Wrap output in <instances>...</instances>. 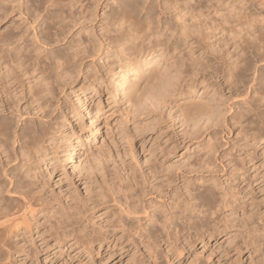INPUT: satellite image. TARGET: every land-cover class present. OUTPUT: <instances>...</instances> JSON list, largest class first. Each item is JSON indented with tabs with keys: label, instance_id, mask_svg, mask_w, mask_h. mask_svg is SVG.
I'll return each mask as SVG.
<instances>
[{
	"label": "bare ground",
	"instance_id": "1",
	"mask_svg": "<svg viewBox=\"0 0 264 264\" xmlns=\"http://www.w3.org/2000/svg\"><path fill=\"white\" fill-rule=\"evenodd\" d=\"M1 1L7 2L8 0ZM16 1H19L16 4L17 7L22 5L21 0ZM99 1L22 0L25 3L27 14L34 12L33 22H36L38 16L41 15L37 12L40 5L47 4V8H51V13L38 23V29L40 28L39 30L43 32L44 40H40L38 36H35L36 39L34 38L43 47H47L54 40L50 37V30H53L51 28H54L57 33L64 34L67 28L72 26V23L76 24L79 20L82 22L93 20L96 15L93 16V4H98ZM115 1L113 2L115 3ZM90 4L93 9L90 8ZM262 4H264V0H118L106 14L105 26L102 24L105 32L109 33L108 36L106 34L107 37H103L106 45L101 40L96 43L97 49L93 42L94 38L93 40L81 38V29L76 32L75 38H68L71 40L68 47L64 46L66 48L64 50H62L63 48L61 50L38 48L37 44L34 45L35 41L26 42L25 32H14L7 28L1 33L0 264H20L27 259L37 261V255L40 252L45 251L46 253L50 249L48 239L53 240L54 247L60 251L65 250L63 253L71 248L80 249L88 261L93 260L95 251L100 255L111 246L119 247V250L133 246L134 255H137L136 264H160L159 255L161 254L166 262H172L179 259L190 243L192 246L194 241L204 242L216 239L219 235L233 236V240L232 238L228 240L235 242L233 245L230 243V246L232 245L231 248L236 253L241 252V247L239 248L241 242L246 249L251 250V252L248 250L251 253H249L250 257H253V253L260 252L261 244H264V228L262 229L261 219L257 217V214L260 213H258L259 206H257L253 195L256 191H264V168L260 169L263 163L259 165V157L264 154H260V156L257 154V144L264 139V70L261 73L259 71L260 74L255 82V85L258 86L256 95L259 103L256 104L263 107V111L258 113L257 109L260 108L256 106L254 117L257 115V119L252 116L255 119L253 120V118L246 117L250 115L247 109H243V112L240 109L242 113H237L239 115H236L237 118L234 115L232 120L229 119L233 121V126L238 123L243 124L245 120L250 126L254 124L248 134L250 144L238 143L234 153L219 148L218 132L223 133L224 129L231 124H227L224 112L218 109L222 103H217V95L216 98L214 97L215 93L219 94L218 90L221 89L218 87L221 83L219 80L218 83L215 81L212 83L209 80L215 77L221 78L220 80L229 86V89L237 87V84L239 88V83H242L243 87L245 86L243 82H247L244 79V75L247 74L245 72L252 69L257 61H264V19L259 17L260 14L257 15V12L256 14L254 11L252 13L253 9H249ZM12 6L10 10L13 9ZM6 9L7 7L0 6L1 16L3 14L6 17L9 13L10 10ZM73 9L77 15H74L76 13ZM254 10L257 11L256 7ZM64 38L62 37V39ZM105 48L113 49L111 54L105 51V54L113 59H104L106 61L102 62L103 68H100L103 69L102 71L96 69L97 66H89L85 77H82L86 82L82 86L78 85V90L83 94L90 90L100 96L101 86L104 85L106 90L112 92V95L120 94L121 98L131 105H129L130 107H134L135 110L131 109L137 112L131 110L133 114L137 115L140 112L137 115L138 118L142 114L149 117L154 130H158V126H160L163 110H166L165 113L168 111L167 113L171 115L173 121L176 118H181L178 119L181 127L184 125V129L186 126L189 128L188 131H184L185 133L182 131L183 134L197 140L196 157L195 159L192 157L194 161L189 159L190 162L184 160L185 158L182 159L186 162L184 165L182 164L183 167H180V162L178 166L176 164L178 162L175 163L176 166L171 162L168 163L169 159H164V155H169L174 151L175 147L172 146L173 149L168 151L160 149L159 154L156 153L157 151H152L153 153L150 155L152 157L147 158L146 165L143 163L144 169L135 160L133 154V158L126 152L124 155V158L127 155L130 156L131 162H128V159L120 158L121 156L119 157L118 154L116 157L120 158L118 164L116 160H112L115 156L106 154L111 156V159L108 158L116 163L115 170H110L112 173L108 171L110 163L109 166H104L101 161L99 168L96 169L97 172L88 166L87 169L90 168V171L88 172L86 169L88 173H83L86 175L88 186L99 184L100 188L96 190L102 188V183L108 185L107 190L110 194L107 193L110 196L104 194L102 198L95 194L96 198L99 197L98 199H95L94 194V198L92 195L91 197H79L73 193L70 195L67 193L68 196L66 195L64 199L57 197L58 193L54 194V197L48 196L46 191L49 188V181L58 169L64 167L60 157L61 153L58 151L59 143L61 140H65V147H69L72 143H70L72 141L70 135L65 134L66 130H61L65 126L64 121L53 116L57 107H53V102H58V94L63 93L64 89L76 80V75H79V70L81 71L79 67L83 64L82 61L90 56H96L94 54L100 50L104 52ZM155 57L160 58L158 61L166 62V65L162 64V66L168 68L163 69L161 66L163 71L160 72L157 68L158 61L156 62L157 67L151 65ZM253 60L256 61V64H253ZM255 74L253 73V75ZM247 78L250 80L251 77ZM182 82L189 88L185 87L184 89ZM109 84L113 86L112 89L108 87ZM198 85H203V90L210 87L211 97L205 98L209 93L207 89L206 92L202 91L201 93L203 98L197 94L199 98H196L194 94ZM159 89H162L160 94L157 92ZM244 89L247 88L244 87ZM114 91L116 92L113 93ZM242 91L244 92V90ZM245 94L241 92L239 95L243 98L246 96ZM85 97L87 96L85 95ZM226 98H228L227 95ZM253 98L247 100L251 107H254L256 100ZM221 99L224 100V97L222 96ZM245 99L247 98L245 97ZM56 103L54 105L58 104ZM62 104L64 105V102ZM139 104L142 105L140 107H143L142 111L138 109ZM226 105L228 106L227 103ZM65 107L68 110L67 114L78 112H76V107L75 109L69 105V109L67 104ZM228 107L230 109V106ZM252 110L249 111L253 112ZM95 111L93 114L96 115ZM60 112L58 110L56 113ZM67 114H63V116H67ZM77 115L81 117L82 114L77 113ZM168 116H164V120ZM68 118H65V121H68ZM238 126L242 127V125ZM149 127L146 128L149 129ZM246 127L247 125L244 128ZM237 129L239 130V128ZM141 130L144 133V130ZM243 131L240 130L242 134ZM58 132L64 134L58 135L57 143L55 137ZM140 132L138 133L140 134ZM161 132L163 131L158 132L159 137ZM236 134L235 136H237ZM154 135L157 136V134ZM203 135L208 139H202ZM156 136L154 137L156 138ZM219 137L221 138V136ZM221 139L227 142L226 138ZM239 141L238 138L237 142ZM100 146L102 147V145ZM130 148L132 147L130 146ZM102 152L99 151L98 154H102ZM84 153H86L85 150ZM71 154H66V159H71ZM93 155L89 158H93ZM100 155L97 157L105 156ZM97 157L96 159H98ZM104 160L106 161L107 158L102 162ZM81 161L83 162V160ZM84 161L87 163L86 160ZM82 162L78 167H82ZM108 174L111 175L108 178L109 182L106 179ZM195 182L198 184L193 188L192 184ZM106 185L103 186L106 188ZM74 188L76 189L77 186ZM96 190L93 189L95 193H97ZM73 191L71 189V192ZM88 191L91 192L92 189ZM102 204L109 208V211H102L106 218L103 225L94 221L97 212L94 209ZM259 230L261 232L257 234ZM37 238L41 242L40 245L36 242ZM229 242H227L228 245ZM63 253L55 257L54 262L49 259L47 264H58L60 261L61 264H68L66 257L65 259L61 257ZM43 260L45 259L43 258ZM212 262L209 264H214Z\"/></svg>",
	"mask_w": 264,
	"mask_h": 264
},
{
	"label": "rangeland",
	"instance_id": "2",
	"mask_svg": "<svg viewBox=\"0 0 264 264\" xmlns=\"http://www.w3.org/2000/svg\"><path fill=\"white\" fill-rule=\"evenodd\" d=\"M25 1V0H24ZM113 1H115V0H100L99 2H98V4H93V7H94V9H93V7H92V4H90L91 6H90V8L92 7V9H93V16H94V14H96L95 15V17L93 18V20H91L90 22L89 21H87V22H82L81 20H79V22L76 20V22H78V23H72V26H70V27H68L67 28V30H66V35H65V33L64 34H60V33H57V32H55L54 31V28H51V29H53V30H50V37L52 38V39H54L53 41H51L50 42V45H47V47L46 46H42V45H39V43L35 40L36 39V37L35 36H38L39 38H40V40H44V35H43V32L42 31H40L39 29H38V26H39V21L43 18H45L46 16H48L49 15V13H51V8L50 7H48L47 8V4H45L44 6H45V8H44V6L43 5H40L38 8V10H37V12H39V14L41 13V15H39L38 16V19L36 20V22H33V14H34V12H30V14H27V12H26V10H25V3H23L22 2V0L20 1V3L22 4H20L21 6H19V7H17V3L19 2V1H16V0H14V1H1L0 0V6H2V7H7V9H9L10 10V7H11V5H13L12 7H13V9H11L10 11H8L9 13L6 15V17H4L3 16V14H2V16L0 15V18H2V19H0V34L1 33H3L5 30H7V28L8 29H10V30H12V31H14V32H19V33H22V32H25L24 33V35H25V38H26V42H28V43H30L31 42V40H32V42L33 41H35V44L34 45H36L37 44V46H38V48L40 47H42V49H49V48H52L53 50H58V49H62V50H64V48L65 47H68V43H69V41L71 40V39H68V38H75L76 36H77V34H76V32L78 31V30H80L81 31V38L82 39H84V40H88V39H90V40H93V38H94V40H93V42H94V44L96 45V43H99L101 40L103 41V39L105 38V37H107L108 35H109V33H106L105 32V28H104V20H106L105 19V16H106V14H108L109 13V10L113 7V4H114V6H115V3H116V1H118V0H116L115 1V3L113 2ZM102 2V3H101ZM2 4V5H1ZM4 5V6H3ZM6 5V6H5ZM107 5V6H106ZM24 6V7H23ZM111 7V8H110ZM255 7H256V9H257V11L256 10H254L255 9ZM253 6V8L251 7V8H249L250 10H252L251 12L252 13H254V14H256V12H257V15H259V17H261V18H263L264 19V4H262V5H256V6ZM34 8V7H33ZM42 9V11H40L41 9ZM6 9V10H7ZM47 9H48V12H47ZM95 9H96V12H94L95 11ZM44 10V11H43ZM65 10L67 11V9L65 8ZM74 10V9H73ZM46 11V12H45ZM75 11V10H74ZM73 11V12H74ZM254 11V12H253ZM260 13H259V12ZM45 12V13H44ZM47 13V14H46ZM74 13H76V11L74 12ZM46 14V15H45ZM28 15H30V16H28ZM74 15H77V13L76 14H74ZM40 16H42V17H40ZM31 19V20H30ZM29 21V22H28ZM32 21V22H31ZM31 22V24H29ZM28 23V24H27ZM32 23H34L33 25H32ZM104 26H103V25ZM102 26V27H101ZM35 27V28H34ZM79 28V29H78ZM27 30V31H26ZM36 30V32H34ZM39 30V31H38ZM92 31V32H91ZM105 33H104V32ZM85 33V34H84ZM90 33V34H89ZM102 33V34H101ZM33 34V36H31ZM56 34H57V36H56ZM59 34V35H58ZM72 34V35H71ZM106 34H107V36H106ZM75 35V36H74ZM61 38H60V37ZM105 36V37H104ZM31 37H33L32 39H30ZM56 37V38H55ZM62 37L64 38V39H62ZM83 37H87L86 39L85 38H83ZM104 37V38H103ZM35 38V39H34ZM58 38V39H57ZM97 40H96V39ZM99 39V40H98ZM56 40V41H55ZM60 40V41H59ZM66 40L68 41L67 43H66ZM105 40V39H104ZM96 41V42H95ZM98 41V42H97ZM57 42V43H56ZM92 42V43H93ZM91 43V44H92ZM103 43L106 45V42L105 41H103ZM67 45V46H66ZM99 45V44H98ZM65 46V47H64ZM58 47V48H57ZM55 48H57V49H55ZM91 48H93V46H91ZM98 47H97V45H96V47H95V49H97ZM66 49V48H65ZM105 51H108L109 53L108 54H111L112 52H113V49H111L110 50V48H105L104 49V52H102L101 50L99 51V52H96L94 55H96V56H90V58L88 57L87 59H84L83 61H82V63L83 64H81L80 65V69H81V71L79 70V75H76V80L73 82V84H71L69 87H67V88H65L64 89V91H63V93H60V94H58V96H57V98H58V102L57 101H54L53 103L55 104L56 102L58 103H56L57 105H54L53 104V107H55V106H57L56 107V110L54 111V113H53V116L55 115V117L58 119V120H60V119H62L61 121L65 124V126L63 127V128H61V130H66V132H65V134L66 133H68L69 135H70V139L72 140V141H70V146L69 147H65V140H61V143H59V146H60V148L58 149V151H59V153H61L60 154V157L62 158V160H63V164H64V169L62 168H60V169H58V171L57 172H55L54 174H53V176H52V178H51V180L49 181L50 183H49V188H47V193H46V195H48V196H52V197H54L55 195L54 194H59V195H56L57 197H59V198H63L64 199V197L67 195L68 196V194L70 195V194H77L79 197H91V195H92V198H94V196H95V194L97 195V196H102V198H103V195L104 194H106L107 196H110V195H108V193L110 194V192L107 190L108 189V185H106V184H101V186H102V188L101 189H103V190H101V189H98V190H96L97 188H100V186H99V184H94V185H89L90 186V188H88L89 186H88V182H87V180H86V178H85V174H87L90 170V168L92 167V169L94 170L95 169V171L94 172H97V170L96 169H98L99 168V162L101 161V163L105 166H109L108 164L110 163V168L108 169V167H106V169H108V171H109V173L111 172L112 173V171H110V170H115V165H116V163L118 164V160H120V158H124L125 156L124 155H126V153L127 154H129L132 158H133V155H134V158H135V160L138 162V163H140L141 164V166L145 169V166H143V163H145L146 161H147V158L149 159V158H151L152 156H150V155H152L151 153H153V152H156V153H158L159 154V150L160 149H162V150H169V149H173V147L172 146H174L175 147V149H174V151L173 152H171L169 155H164L165 156V158L164 159H167L169 162L168 163H173V164H175L176 162H178V163H176L177 164V166L179 165V162H180V167H183L182 166V164L184 165V163H186V162H184L182 159H184V160H191L192 159V157L195 159V157H196V153H197V140H195V139H193L192 137H190V136H188L187 134H183V132L184 131H188L189 130V128L186 126V128L184 129V125L181 127V125H180V123L178 122L179 120L178 119H181V118H176V119H174V121H173V118H171V115H169L167 112V115H166V113H165V111L166 110H163V112H161V115H162V120H160V126H158V130H154V128H152V125L150 124V122H151V120L149 121V117H147V116H145L144 114H142V116L141 115H139V117L140 118H138V114L140 113V112H138V114L137 115H135V113L133 114L132 113V111H134L135 110V108L134 107H130L131 105L130 104H128L127 102H125L122 98H121V95L119 94L118 96L116 95V91H114L113 93H115V96H114V94L112 95V92H110V91H108V90H106V87L104 86V85H102L101 86V94H100V96H99V94H94V92L93 91H90V90H88V91H86L85 92V94H83L82 92H80V90H78L79 89V87H78V85H80L81 84V86L86 82V80L84 79L83 80V78L85 77V72L87 71V69H88V67L90 66V67H95V66H97V67H95L96 69H99L100 71H102L103 69H100V68H103L102 66H103V63L102 62H105L107 59H113V58H109L108 56V54L106 55L105 53ZM99 55V56H98ZM95 57V58H94ZM97 57V58H96ZM158 57H155V60L151 63V65H153V66H156L157 64V68H158V70L160 71V72H162L163 71V69H165V67L164 66H162V64L163 65H166V62L164 63L162 60H160V61H158L160 58H158ZM104 59H106L105 61H104ZM93 60V61H92ZM101 60V61H100ZM88 61H90V62H88ZM100 61V62H99ZM159 63H158V62ZM156 62H157V64H156ZM256 61H254L253 60V64H256V65H254V66H252V69H250L249 71H247V72H245V74L246 75H244V79H245V81H247L246 83H244L243 82V85H245V86H243L242 87V83H239V88H238V84H237V87L236 86H234V87H231V89H229L228 87L229 86H226V84L222 81V80H220L221 78H214V79H210L209 81L210 82H214L215 81V83H218V80H219V82L221 83L220 84V86L218 87V89H221V90H218V92H219V94L218 93H215V95H214V97L216 98V95H217V98L216 99H218L217 100V103L219 102L220 104L222 103V105H220L219 107H218V109H221L223 112H224V114H225V120H226V122H228L227 124L228 125H230V126H228V128H225L224 129V132H226L227 130H228V132H229V134H228V132H226V133H222L219 129V131L220 132H218L219 134L217 135L218 136V140H219V143L218 144H220L219 146V148L221 149V150H226V151H228V152H233L234 153V150H235V148H236V146H237V144L239 143V144H243V143H247V144H250V140H249V133L251 132L250 130H252V126H254V124L252 125V126H250V124L247 122V120H245V121H243V124H245V126L247 125V127L246 128H244L245 126H243V124H235L234 126H233V121H231L232 120V116L233 117H235L236 115L237 116H239L238 114H239V112H240V114L243 112V109H247L248 110V112H250V113H248V114H250V115H248V116H246V117H249V119H252L253 117H254V114L256 113V110L255 109H257V107L258 108H260V109H257V111H258V113L260 112L261 113V111H263L262 109H263V107H259V103H258V100H257V95H256V93H257V85H255V82H256V80L258 79V75L261 73V71L262 70H264V69H262L263 67H264V61H257L256 63H255ZM259 62V63H258ZM86 63V64H85ZM89 63V64H88ZM93 63V64H92ZM99 63V64H98ZM96 64V65H95ZM102 64V65H101ZM83 65V66H82ZM87 65V66H86ZM100 65H101V67H100ZM99 66V67H98ZM163 67V69H162V67ZM162 69V70H160V69ZM168 67H166V69H167ZM254 68H255V70H254ZM83 69V70H82ZM257 69V70H256ZM260 69V70H259ZM84 71V72H83ZM253 71V72H252ZM259 71H260V73H259ZM170 72H171V69H170ZM252 72V73H251ZM258 72V73H257ZM84 75H83V74ZM172 73V72H171ZM170 73V74H171ZM250 73V74H249ZM253 73L255 74V73H257V74H255V75H253ZM252 74V75H251ZM82 75V76H81ZM245 76H250L251 78H253V79H251L250 78V80H249V78H247V77H245ZM252 76H254V77H252ZM78 77V78H77ZM83 77V78H82ZM82 78V79H81ZM246 78H247V80H246ZM115 79H116V77H115ZM255 79V81H252V80H254ZM84 82H83V81ZM116 81V80H115ZM248 81H252V82H248ZM186 83H188V82H186ZM224 83V84H223ZM249 83V84H248ZM248 84V85H247ZM252 84H254V85H252ZM112 85V84H111ZM182 85L184 86V89H185V87L188 89L189 88V86L187 87V85L184 83V82H182ZM222 85V86H221ZM249 86V87H247V86ZM75 86H77V87H75ZM254 86V87H253ZM108 87L109 88H111L112 89V87L113 86H110V84L108 85ZM200 87V88H199ZM203 85H198L197 86V88H196V93L194 94V96H196V98H201V96H202V98L204 97L203 95H201V93H202V91L203 92H206V90L208 89V91L210 90V87L209 88H205L204 90H203ZM227 87V88H226ZM242 87V89H240ZM244 87L245 88H247V89H244ZM226 88V89H225ZM252 88V89H251ZM108 89V88H107ZM202 89V90H201ZM235 89H236V91H235ZM240 89V90H239ZM71 92H70V91ZM162 89H159V90H157V92H158V94H160L162 91H161ZM230 90V91H229ZM234 90V91H233ZM237 90H238V92H240V93H238L237 92ZM242 90H244V92L242 91ZM254 90V91H253ZM67 91V92H66ZM79 91V92H78ZM199 91H201V92H199ZM220 91H221V93H220ZM225 91V92H224ZM248 91V92H247ZM256 91V92H255ZM65 92V93H64ZM77 92V93H76ZM92 92V93H91ZM241 92L242 93H244L245 94V92H246V98L247 99H245V97H241L240 95H241ZM77 94V95H73V94ZM81 93V94H80ZM200 93V94H199ZM237 93V94H236ZM63 94V95H62ZM68 94V95H67ZM89 95V97H88V95ZM199 96H197V95ZM211 94H212V91H209V93H208V95H207V97H205L206 99H208V98H210L211 97ZM240 94V95H239ZM253 94V95H252ZM61 95V96H60ZM68 96V98H67V96ZM83 95V96H82ZM85 95L87 96V97H85ZM109 95V96H108ZM210 95V96H209ZM225 95V96H224ZM226 95H227V97L228 98H226ZM229 95V96H228ZM249 95V96H248ZM60 96V97H59ZM65 96V97H64ZM79 98H78V97ZM223 96L224 97V100L223 99H221V97ZM253 96H254V98L256 99L255 100V104H254V107L252 106H250V104L248 103V101H249V99L251 100L252 98H253ZM81 97V98H80ZM84 97V98H83ZM120 97V98H119ZM230 97V98H229ZM249 97V98H248ZM61 98H62V102H61ZM68 100H67V99ZM74 98V99H73ZM75 98H76V100H75ZM114 98V99H113ZM221 99V102H220V99ZM226 98V99H225ZM242 98V99H241ZM253 98V99H254ZM65 99H66V101H65ZM71 99V100H70ZM71 102H70V101ZM74 100V101H73ZM117 100V101H116ZM248 100V101H247ZM76 101V102H75ZM79 101V102H78ZM81 101H83V102H81ZM84 101H85V103H84ZM116 101V102H115ZM225 101V102H224ZM227 101V102H226ZM244 101V102H243ZM247 101V102H246ZM64 102V105L66 106V104H67V106L69 107V105H70V107L71 106H73L74 108L76 107L77 108V110H76V112L77 113H80V114H82L81 115V117H78V115H77V113L76 114H67V109H66V107L62 104ZM91 102V103H90ZM114 102V103H113ZM149 101L147 100V104L149 105V103H148ZM213 102V101H212ZM216 102V101H215ZM66 103V104H65ZM74 103V105H72ZM78 103V104H77ZM79 103H82V104H79ZM100 103V104H99ZM225 104V107H224V104ZM226 103L228 104V106H230V109H229V107L226 105ZM230 103V104H229ZM248 103V104H247ZM256 103H258V104H256ZM143 104V103H142ZM246 104V105H245ZM59 105V106H58ZM63 105V106H62ZM85 105H88V106H85ZM91 105V106H90ZM100 105V106H99ZM130 105V106H129ZM249 105V106H248ZM60 106H62L61 108H60ZM81 106V107H80ZM100 108H99V107ZM140 106H142V105H140L139 104V107H138V109H140L141 111L143 110L142 108L143 107H140ZM257 106V107H256ZM70 107H69V109H70ZM90 107V108H89ZM93 107V108H92ZM96 107H97V109H96ZM248 107V108H247ZM250 107V108H249ZM256 107V108H255ZM75 108V109H76ZM81 110H80V109ZM99 108V109H98ZM131 108H133L134 110H132ZM225 110H224V109ZM228 108V109H227ZM79 109V110H78ZM130 109V110H129ZM240 109L242 110V112L240 111ZM253 109V110H252ZM58 110H59V112H60V110H62L60 113H56V112H58ZM83 110H84V112H83ZM94 110H96L95 111V113H96V115L95 114H93V112H94ZM99 110V111H98ZM132 110V111H131ZM140 110H138V111H140ZM229 111L228 113H226L227 111ZM235 110V111H234ZM239 110V111H238ZM249 110H252L253 112H251V111H249ZM80 111V112H79ZM87 111V112H86ZM129 111H131V112H129ZM226 111V112H225ZM83 112V113H82ZM129 112V113H128ZM134 112H137V111H134ZM255 112V113H254ZM62 113V114H61ZM90 113V114H89ZM98 113V114H97ZM238 113V114H237ZM253 113V114H252ZM61 114V115H60ZM63 114H67V116H63ZM86 114V115H85ZM165 114V115H164ZM229 114V115H228ZM57 115V116H56ZM60 117H59V116ZM72 115H74L73 117H72ZM92 115V116H91ZM133 115V117H131ZM136 117H135V116ZM170 117H169V116ZM235 115V116H234ZM68 116H69V118H68ZM164 116L166 117V116H168V118H166L165 120H164ZM237 116L235 117V118H237ZM253 116V117H252ZM257 116V115H256ZM256 116L254 117L255 119H257L256 118ZM62 117V118H61ZM93 117H95V118H93ZM135 117V119H133ZM227 117V118H226ZM65 118H68V121H65ZM76 118V119H75ZM93 118V119H92ZM231 118V120H229ZM253 118V120H255ZM54 120H55V118H53ZM96 119V120H95ZM139 119V120H138ZM145 121V123H143L144 121ZM148 121H147V120ZM168 119V120H167ZM94 120H95V122H94ZM164 120V121H163ZM176 120V121H175ZM229 120V121H228ZM83 121V122H82ZM92 121V122H91ZM147 122V123H146ZM164 122V123H163ZM232 122V123H231ZM83 123V124H82ZM137 123V124H136ZM139 123V124H138ZM141 123H142V125H141ZM158 123V124H159ZM177 123H179L178 125H177ZM230 123V124H229ZM247 123V124H246ZM79 124V125H78ZM144 124V125H143ZM146 124H148V125H146ZM150 124V125H149ZM163 124V125H162ZM82 127H81V126ZM97 125V126H96ZM140 125H141V127H143L144 126V128H141L140 127ZM238 125H242V127H243V129H240V128H242V127H240V126H238ZM135 126H137V127H135ZM150 126V127H149ZM233 126V127H232ZM66 127V128H65ZM81 127V129H79ZM149 127V129L151 130H149V129H147V128ZM239 128V130L237 129V128ZM98 128V129H97ZM134 128H135V130H137V131H135L134 130ZM143 129L144 130V133H143V131L141 130V129ZM248 128V129H247ZM140 129V130H139ZM146 129V130H145ZM153 129V130H152ZM160 129V130H159ZM162 129V130H161ZM72 130V131H71ZM75 130V131H74ZM77 130V131H76ZM148 130V131H147ZM226 130V131H225ZM235 130V131H234ZM237 130V131H236ZM240 130H244L243 131V134H242V132H240ZM248 130V131H247ZM123 131V132H122ZM141 131V132H140ZM159 131H163V132H161V133H159L160 134V137H159V135H158V132ZM183 131V132H182ZM78 132V133H77ZM93 132V133H92ZM138 132H140V134L138 133ZM157 132V133H156ZM239 132V133H238ZM247 132V133H246ZM143 133V134H142ZM149 133V134H148ZM153 133V134H152ZM185 133V132H184ZM237 133V134H236ZM62 134H64V133H60V132H58V134H56V142L58 143V135H62ZM154 134H157V136L156 135H154ZM221 134V135H220ZM235 134L237 135V136H235ZM238 134H240V135H238ZM75 135V136H74ZM93 135V136H92ZM126 137H125V136ZM243 135H245L244 136V138H245V140H244V138H242L243 137ZM248 135V136H247ZM92 136V137H91ZM147 136V137H146ZM149 136V137H148ZM154 136H156V138L154 137ZM219 136H221V138H226L227 139V142H226V140H224V139H221ZM72 137V138H71ZM76 137V138H75ZM124 137V138H123ZM151 137H153V138H151ZM157 137H159L158 139H157ZM238 138L240 139V141L239 142H237L238 141ZM69 139V140H70ZM90 139H91V141H90ZM93 139V140H92ZM202 139H208V137L207 136H204L203 135V137H202ZM228 139H231V140H228ZM237 139V140H236ZM243 139V140H242ZM154 140H156V141H154ZM196 141V142H195ZM221 141V142H220ZM235 141V142H234ZM245 141V142H244ZM82 142V143H81ZM88 142V143H87ZM90 142V143H89ZM237 142V143H236ZM263 142V143H262ZM74 143V144H73ZM87 143V145H85ZM103 143V144H102ZM155 143V144H154ZM225 143V144H224ZM234 143V144H233ZM259 144H257V154H258V156H260V154H264V139H263V141L261 140V141H259L258 142ZM61 144V145H60ZM80 144V145H79ZM82 144V145H81ZM135 144V145H134ZM158 144V145H157ZM222 144V145H221ZM224 144V145H223ZM228 144V145H227ZM80 147H79V146ZM100 145H102V147L100 146ZM226 145V146H225ZM261 145V146H260ZM73 146V147H72ZM85 146V147H84ZM134 147L133 149L132 148H130L131 149V152H130V149H129V147ZM167 146V147H166ZM222 146V147H221ZM225 146V147H224ZM100 148V150H98L99 148ZM156 147V148H155ZM195 147H196V149H195ZM233 147V148H232ZM85 148V149H84ZM92 148V149H91ZM143 148V149H142ZM188 148V149H187ZM192 148H193V150H192ZM261 148H262V150H261ZM94 149V150H93ZM147 149V150H146ZM156 149V150H155ZM187 149V150H186ZM84 150H85V152L86 153H84ZM93 150V151H92ZM95 150H96V152H95ZM98 150V151H97ZM102 150H103V152H104V154H103V152H102ZM136 150V151H135ZM261 150V152H259ZM99 151H101L102 152V154L103 155H105V156H103L101 153V155L103 156V157H97V156H99L100 154H98L99 153ZM108 151V152H107ZM132 151H133V153H132ZM153 151V152H152ZM63 152V153H62ZM66 152V153H65ZM69 152V153H68ZM94 152V153H93ZM118 152V153H117ZM126 152V153H125ZM72 153V154H71ZM90 153H92L89 157H91L93 154L95 155V153L96 154H98L97 156L95 155H93V158H89L88 157V155L90 154ZM139 153V154H138ZM63 154V155H62ZM69 155V154H71V159L70 158H68V159H66V157H67V155ZM109 154H111V156L113 155V156H115L114 158H112V160L114 159V160H116V163H114L112 160H110L111 159V156H107V155ZM118 154H119V157L118 158H116L117 156H118ZM133 154V155H132ZM137 154V155H136ZM148 154V155H147ZM78 155V156H77ZM100 155V156H101ZM145 155H146V157H145ZM64 156V157H63ZM73 156H74V158H73ZM83 158H82V157ZM112 156V157H113ZM128 157V155H127V157L126 158H124L125 160H127L128 162H131L132 160V158L131 157ZM137 156V157H136ZM159 156V155H158ZM262 156V157H261ZM259 158V160L261 161H263L264 160V155H261ZM87 157V158H86ZM94 157H95V160H94ZM96 157L98 158V159H96ZM107 158V160L103 163L102 162V160L103 159H106ZM108 157H110V159L108 158ZM145 157V158H144ZM186 157H187V159H186ZM189 157V158H188ZM81 158V159H80ZM84 158H86V159H84ZM131 158V159H130ZM142 159V160H140V159ZM144 158V159H143ZM262 158V159H261ZM100 159V160H99ZM138 159V160H137ZM146 159V160H145ZM182 161H180V160ZM194 159H192V161H194ZM81 160H83V162L85 163V165H84V163L81 161ZM84 160H86L87 161V163L84 161ZM94 160V161H93ZM110 162H109V161ZM171 160H174V161H171ZM179 160V161H178ZM190 160H189V162H190ZM78 161V162H77ZM91 161V163H92V166H90L91 165V163H89V162ZM191 161V162H192ZM259 161V165H261L260 163H263L264 164V161L263 162H260ZM81 162H82V167H78L79 165L81 166ZM112 162V163H111ZM78 165H77V164ZM114 163V164H113ZM86 164H87V166H86ZM90 164V165H89ZM96 164V165H95ZM113 164V165H112ZM176 164H175V166H176ZM261 165L262 167H260V169H262V168H264V165ZM76 165H77V167H76ZM144 165H146V163L144 164ZM84 166V167H83ZM90 167V168H88L87 169V167ZM98 166V167H97ZM112 166V167H111ZM174 166V165H173ZM173 166H172V168H173ZM174 166V168H176ZM95 167H97V168H95ZM115 167V168H114ZM73 168H74V170H73ZM82 169H84V170H82ZM88 170V172H87V170ZM64 170H65V172H64ZM80 170H82V171H80ZM86 170V171H85ZM60 171V172H59ZM80 172V174H78L79 172ZM78 172V173H77ZM82 172V173H81ZM85 174H84V173ZM78 175H77V174ZM76 174V175H75ZM83 174H84V176H83ZM192 175H193V173H192ZM83 176V177H82ZM109 176V177H108ZM110 174H108L107 175V177H106V179H108V178H110ZM79 177V178H78ZM83 179V180H82ZM108 182H109V179L107 180ZM85 182V183H84ZM74 183V184H73ZM88 183V184H87ZM197 184H198V182H197ZM197 184H196V182L195 183H193L192 184V187L193 188H195V187H197ZM73 185H74V187L75 186H77V188L75 189L74 187H73ZM103 185H106V188H105V186H103ZM196 185V186H195ZM88 186V187H87ZM93 186V187H92ZM98 186V187H97ZM85 187V188H84ZM92 187V188H91ZM96 187V188H95ZM84 188V189H83ZM71 189H72V191L73 190H75V191H73V192H71ZM92 189V191H93V189H95L96 191H97V193H95V191H88V190H91ZM52 190V192H50ZM100 190H101V193H100ZM105 190V192H103ZM107 190V191H106ZM69 191H70V193H69ZM63 195H61L60 193ZM88 192V193H87ZM108 192V193H107ZM68 193V194H67ZM98 193H100V195H98ZM257 193V194H256ZM53 194V195H52ZM65 194V195H64ZM93 194H94V196H93ZM97 196H95V199H98V198H96ZM254 197V199H255V201H257L256 203H257V206H259L258 207V213L260 214H257V217H259L260 219H261V224L263 223V226H262V229L264 228V191H256L255 193H254V195H253ZM105 206V204H102V205H99L98 207H95V211H97L96 212V214H95V219H94V221L95 222H100L102 225L103 224H105V222L106 221H104V220H106V218H105V214H103V212L102 211H106V210H108L109 211V208H106V207H104ZM102 214V215H101ZM101 215V216H100ZM98 216H100V217H98ZM110 215L108 216V218L110 219ZM43 220V219H42ZM263 220V221H262ZM40 222H42V221H40ZM97 223V224H98ZM256 225V224H255ZM260 230H259V233H257V234H260ZM36 236V235H35ZM226 238H227V240H226ZM231 239L232 238V240L234 239L233 238V236L232 237H226L225 235H219V236H217L216 237V239H209V240H207V241H204V242H200L199 240L198 241H194L193 243H192V246H191V243L188 245V246H186V248H185V250H184V252L181 254V256L179 257V259H175L174 261H172V262H169L168 260V262H166V259L164 258V256H162V254L161 255H159V262H160V264H209V262L211 263L212 261L214 262V264H264V244H261V249H260V252H257V253H253L252 254V256L253 257H250L251 255V250H249V248H245L244 247V244L241 242V241H239V242H241L240 243V246H239V248L241 247V252L240 253H236L235 252V250H233L232 248H231V246L235 243V242H233V241H231L230 240V242H229V240L228 239ZM236 240V239H235ZM234 240V241H235ZM261 241V240H260ZM36 242H37V244L38 245H40V241H39V239L37 238L36 239ZM48 242H49V250L48 251H46V253H45V251H42V252H40L38 255H37V261L36 260H31V259H27L26 261H24V263L22 262V263H20V264H38L39 262V264H47V262L49 261V259L50 260H55L56 258L55 257H58V255L60 254V253H63V251H65V250H59L58 248H56V247H54L55 246V242L53 241V240H51V239H48ZM51 242H53V243H51ZM227 242H229V245H228V243ZM263 242V241H262ZM51 243V244H50ZM203 243V244H202ZM230 243H232V245L230 246ZM53 244V245H52ZM239 244V243H238ZM29 247H30V245H29ZM28 247V248H29ZM189 247V248H188ZM163 248H164V246H163ZM65 249H66V247H65ZM133 250V251H132ZM188 250V251H187ZM232 250V251H231ZM250 252H249V251ZM58 251V252H57ZM79 251V252H78ZM187 251V252H186ZM48 252V253H47ZM103 252V251H102ZM74 253V254H73ZM79 253V254H78ZM108 253V254H107ZM133 253V254H132ZM248 253V254H247ZM250 253V254H249ZM237 254H238V256H237ZM241 254V255H240ZM261 254V255H260ZM55 255V256H54ZM62 256L61 257H63L64 259H65V257H66V260H68V264H136V257H137V255L135 254L134 255V248H133V246H129V248H127V247H125V249H122V250H119V247L118 248H116V247H110V248H108V249H105V252H103L102 254H96V251L95 252H93V262L92 261H88V259H87V257H86V255L85 254H83L82 252H81V250L80 249H76V248H71V249H68L67 250V252H64L63 254H61ZM250 255V256H249ZM260 255V256H259ZM49 258H48V257ZM54 256V257H53ZM72 256L74 257L73 259H72ZM236 256V257H235ZM241 256H242V258H241ZM249 256V257H248ZM262 256V257H261ZM70 257V258H69ZM130 257V258H129ZM132 257V258H131ZM135 257V258H134ZM163 257V258H162ZM258 257V258H257ZM43 258L46 260H43ZM134 258V259H133ZM209 258V259H208ZM205 259H206V262H204L205 261ZM236 259V260H235ZM241 259V260H240ZM252 259V260H251ZM258 259V260H257ZM38 260H39V262H38ZM54 260L53 261H51V262H54ZM101 260V261H100ZM212 260V261H211ZM239 260V261H238ZM263 260V261H262ZM32 261V262H31ZM134 261H135V263H134ZM177 261V262H176ZM202 261V262H201ZM262 261V262H261ZM34 262V263H33ZM37 262V263H36ZM197 262V263H196ZM212 262V263H213ZM236 262V263H235ZM58 264H61V261L60 262H58Z\"/></svg>",
	"mask_w": 264,
	"mask_h": 264
}]
</instances>
